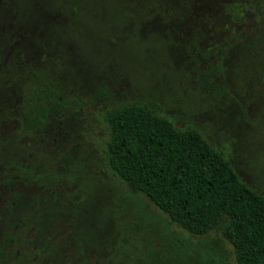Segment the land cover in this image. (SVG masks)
Masks as SVG:
<instances>
[{"label": "rangeland", "instance_id": "rangeland-1", "mask_svg": "<svg viewBox=\"0 0 264 264\" xmlns=\"http://www.w3.org/2000/svg\"><path fill=\"white\" fill-rule=\"evenodd\" d=\"M260 34L264 0H0V264H114L136 218L138 255L120 264H157L170 241L197 264H235L218 233L183 232L112 176L102 114L153 102L264 197L260 83L238 51Z\"/></svg>", "mask_w": 264, "mask_h": 264}, {"label": "trees", "instance_id": "trees-1", "mask_svg": "<svg viewBox=\"0 0 264 264\" xmlns=\"http://www.w3.org/2000/svg\"><path fill=\"white\" fill-rule=\"evenodd\" d=\"M238 51L249 56L241 58L243 64L256 65L260 83L256 95L264 107V35L252 38ZM228 79L234 87L231 90L243 89L232 76ZM98 94L104 101L111 97L105 91ZM35 110L33 120L38 125L36 116L45 114L40 105ZM160 111V106L149 101L104 110V156L109 172L183 232L194 237L218 233L230 245L235 264H264V197L238 178L223 152L211 146L199 131L175 127ZM139 222L136 218L117 236L118 244H124L129 253H116L114 264L125 258L134 262L133 256L138 254L133 252L128 235L141 230ZM157 264H197V259L184 256L170 241L160 251Z\"/></svg>", "mask_w": 264, "mask_h": 264}]
</instances>
